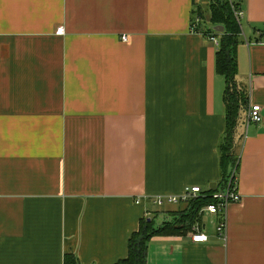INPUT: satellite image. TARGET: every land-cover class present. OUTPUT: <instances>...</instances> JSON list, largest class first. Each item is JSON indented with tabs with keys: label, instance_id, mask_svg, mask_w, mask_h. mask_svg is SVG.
Returning a JSON list of instances; mask_svg holds the SVG:
<instances>
[{
	"label": "crops",
	"instance_id": "crops-1",
	"mask_svg": "<svg viewBox=\"0 0 264 264\" xmlns=\"http://www.w3.org/2000/svg\"><path fill=\"white\" fill-rule=\"evenodd\" d=\"M233 3L243 12L237 81L248 94L235 134L241 200L228 206L227 240L218 216L203 212L207 242L155 235L147 264H264V0ZM207 8L0 0V264H64L68 253L114 264L143 217L159 226L187 206L155 197L217 188L226 80ZM253 104L261 123L247 121Z\"/></svg>",
	"mask_w": 264,
	"mask_h": 264
},
{
	"label": "trees",
	"instance_id": "trees-1",
	"mask_svg": "<svg viewBox=\"0 0 264 264\" xmlns=\"http://www.w3.org/2000/svg\"><path fill=\"white\" fill-rule=\"evenodd\" d=\"M235 7L240 9L238 4ZM230 0H209L208 21L212 25L224 26L223 31L208 28V32L219 36L220 45L216 53V71L225 76L226 87L224 103L226 107V128L220 145L221 181L217 188H211L204 194L189 200L185 210L171 221L157 226L154 217H143L139 229L129 239L128 255L114 264H147L148 242L155 235H182L193 231V226L200 219L203 206L214 201L213 193L221 190L228 179L229 169H238L239 150L235 139L236 128L241 112L247 107L248 94L237 81L238 59L237 46L241 40V25L236 20ZM207 16V15H206ZM231 169V170H232ZM64 264H80L73 253L65 255Z\"/></svg>",
	"mask_w": 264,
	"mask_h": 264
},
{
	"label": "built area",
	"instance_id": "built-area-1",
	"mask_svg": "<svg viewBox=\"0 0 264 264\" xmlns=\"http://www.w3.org/2000/svg\"><path fill=\"white\" fill-rule=\"evenodd\" d=\"M232 7L234 9V14L236 19L238 20L239 24L241 25V19L243 12L236 8L233 0H230ZM199 20V19H198ZM199 23V22H198ZM196 24V22H195ZM242 26V25H241ZM64 32L63 27H59L57 29V33L62 34ZM243 32H241V35ZM209 39L217 44L220 45V40L215 35L208 33ZM126 39V36L124 37ZM261 105L260 104H253L250 106V108L247 111V121L248 123H261L263 121V116L261 114ZM237 168H233L228 176V179L226 181L225 186L219 190L213 193V199L214 201L207 204L206 206H203L202 209L199 212V215H201L203 212H208L209 214L213 216H218L217 226L216 230L218 234L227 240L228 233H227V210L228 206L234 202H239L241 200V195L237 190ZM204 194L200 186H188L183 194L179 195H169V196H157L154 199V202L158 206H162L165 203H182L186 202L198 195ZM137 202H140V200H137ZM192 241L194 242H207L209 239L208 234L201 230L200 225L197 223L193 226L192 231Z\"/></svg>",
	"mask_w": 264,
	"mask_h": 264
},
{
	"label": "rangeland",
	"instance_id": "rangeland-1",
	"mask_svg": "<svg viewBox=\"0 0 264 264\" xmlns=\"http://www.w3.org/2000/svg\"><path fill=\"white\" fill-rule=\"evenodd\" d=\"M206 14L209 15L208 8L206 9ZM231 169H232V167L229 169V172L231 171ZM188 202H189V200L186 202L187 205H188ZM175 206H177V204ZM186 207L179 208L176 212H173L174 215H176L178 217L180 215L179 212L185 210ZM203 222L207 224L208 228H211L213 226L212 225V219L209 218L206 214L203 215Z\"/></svg>",
	"mask_w": 264,
	"mask_h": 264
},
{
	"label": "water",
	"instance_id": "water-1",
	"mask_svg": "<svg viewBox=\"0 0 264 264\" xmlns=\"http://www.w3.org/2000/svg\"><path fill=\"white\" fill-rule=\"evenodd\" d=\"M213 29L216 30V31H223L224 30V26H222V25H216V26H214ZM212 185L215 187L216 183L213 182Z\"/></svg>",
	"mask_w": 264,
	"mask_h": 264
}]
</instances>
